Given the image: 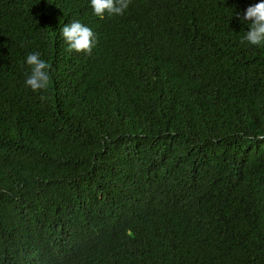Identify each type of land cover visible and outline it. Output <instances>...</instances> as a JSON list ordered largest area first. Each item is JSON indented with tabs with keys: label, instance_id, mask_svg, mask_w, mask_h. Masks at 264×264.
I'll return each mask as SVG.
<instances>
[{
	"label": "trees",
	"instance_id": "obj_1",
	"mask_svg": "<svg viewBox=\"0 0 264 264\" xmlns=\"http://www.w3.org/2000/svg\"><path fill=\"white\" fill-rule=\"evenodd\" d=\"M259 2L0 0V264H264V46L236 17Z\"/></svg>",
	"mask_w": 264,
	"mask_h": 264
},
{
	"label": "clouds",
	"instance_id": "obj_2",
	"mask_svg": "<svg viewBox=\"0 0 264 264\" xmlns=\"http://www.w3.org/2000/svg\"><path fill=\"white\" fill-rule=\"evenodd\" d=\"M130 3L131 0H90L94 14L101 19L104 18L105 13L110 16L123 15ZM236 17L241 23H246L248 28L240 43L247 42L256 47L264 46V0L248 6L242 14L236 13ZM60 35L68 45V52L91 54L96 37L90 27L79 21H73L61 28ZM26 63L30 68V74L27 75L25 86L33 92L46 90L51 83V65L41 59L39 52L29 53ZM40 99L44 100L46 97L41 96Z\"/></svg>",
	"mask_w": 264,
	"mask_h": 264
}]
</instances>
